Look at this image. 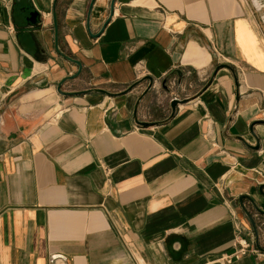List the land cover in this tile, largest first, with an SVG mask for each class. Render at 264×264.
Segmentation results:
<instances>
[{
	"label": "crops",
	"instance_id": "obj_1",
	"mask_svg": "<svg viewBox=\"0 0 264 264\" xmlns=\"http://www.w3.org/2000/svg\"><path fill=\"white\" fill-rule=\"evenodd\" d=\"M53 1L0 0V264H264V0H57L62 90L149 76L145 127L148 82L57 93Z\"/></svg>",
	"mask_w": 264,
	"mask_h": 264
},
{
	"label": "water",
	"instance_id": "obj_2",
	"mask_svg": "<svg viewBox=\"0 0 264 264\" xmlns=\"http://www.w3.org/2000/svg\"><path fill=\"white\" fill-rule=\"evenodd\" d=\"M256 3L257 1L254 0ZM95 0H91V3H90V11H91V8L94 4ZM114 2L115 0H112L111 1V4H110V17L112 15V11H113V6H114ZM56 3H57V0H54L53 1V4H52V19H53V27H54V41H55V51L62 57L64 58L65 60L77 65L78 67V71L77 73H75L74 75L72 76H68V77H65L64 79H62L57 85H56V91L57 93H59L60 95L64 96V97H69V96H78V95H83V94H86V93H90V92H98V93H101V94H105V95H108V96H117V95H122L130 90H132L133 88H135L136 86L144 83V82H148V85L145 89V91L142 93V95L138 98L136 104H135V107H134V120H135V123H137V125L139 126H147L146 123H141L140 121L137 120V117H136V114H137V109H138V106H139V103L141 101V99L151 90L153 84H154V81L151 77L149 76H146V77H143L142 79L138 80L137 82L133 83L126 91L120 93V94H113V93H109L108 91L106 90H103V89H90L88 91H82V92H75V93H70V92H65L62 90V86L65 82L67 81H70V80H73L75 78H77L80 73H81V64L76 61L75 59L65 55L64 53H62L58 47V26H57V19H56ZM258 5V4H256ZM260 6V5H259ZM38 13L37 12H31L30 15H29V18L27 19V22L30 23L31 25H36L37 23V20H38ZM110 20V18L108 19V21ZM107 21V22H108ZM106 22V23H107ZM91 35V34H90ZM92 36V35H91ZM221 68H227L231 71L232 75H233V78H234V81L236 82L237 79H236V76H235V73L233 72V70L226 66V65H222V66H219L216 68L215 72L213 73L211 79L209 80V82L206 84V86L204 87L207 88L211 82L213 81L217 71ZM178 74H180V72H178ZM163 87L164 88H167L166 87V80L162 83ZM237 86V84H236ZM238 101V97L236 99ZM188 102V99H183V100H179V99H173L170 101V108H171V115H170V118H173L175 113H176V108L178 105H182V104H185ZM250 133L252 135L253 134V125L250 127ZM257 141V139H256ZM259 149V143L257 141V145L256 147L254 148V150H258ZM263 190H264V185H261L259 188H258V191H259V194L261 196L264 197V193H263ZM244 200H247L251 203V205L253 206V208L255 209L256 212H258L259 214L261 215H264V212H262L255 204V202L247 197V196H240L239 197V204L244 212V214L246 215V217L248 218L249 222H250V225L253 229V233H254V237H255V245H256V248L260 251H264V249H262L259 245V233H258V229H257V225L255 223V220L253 219L252 215L250 214V212L245 208L244 206Z\"/></svg>",
	"mask_w": 264,
	"mask_h": 264
},
{
	"label": "built area",
	"instance_id": "obj_3",
	"mask_svg": "<svg viewBox=\"0 0 264 264\" xmlns=\"http://www.w3.org/2000/svg\"><path fill=\"white\" fill-rule=\"evenodd\" d=\"M237 245L239 247L238 251L235 253L234 257H228L227 260H225V264H231L233 258L236 259L240 255H246L249 250L252 252L255 251L253 247L244 240L240 241Z\"/></svg>",
	"mask_w": 264,
	"mask_h": 264
}]
</instances>
